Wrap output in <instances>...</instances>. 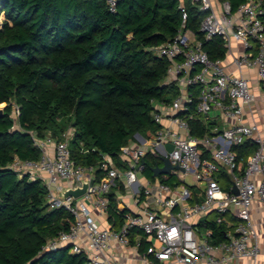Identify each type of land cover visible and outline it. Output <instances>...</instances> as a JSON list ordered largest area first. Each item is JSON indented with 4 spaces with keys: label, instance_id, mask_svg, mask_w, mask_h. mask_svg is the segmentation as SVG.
Instances as JSON below:
<instances>
[{
    "label": "trees",
    "instance_id": "obj_1",
    "mask_svg": "<svg viewBox=\"0 0 264 264\" xmlns=\"http://www.w3.org/2000/svg\"><path fill=\"white\" fill-rule=\"evenodd\" d=\"M219 1L234 12L248 0ZM0 5V264H88L69 246L43 251L48 240L70 231L74 217L65 207L51 208L44 183L20 177L11 164L38 161L35 139L59 141L72 128L73 161L93 167L100 181L105 155L123 167L121 148L135 134L147 139L159 128L151 102L171 103L178 95L175 87L163 85L168 63L153 50L177 35L183 13L210 59H225L224 41L205 39L200 26L209 11L192 0H120L116 12L104 0H0ZM191 126L194 136L206 132L204 124ZM256 150L252 141L234 147L242 167ZM161 165L148 155L143 174L152 179V169ZM161 179L173 184L172 178ZM224 180L227 191L230 177ZM115 189L108 194L113 228L129 212L118 208ZM200 226L213 230L215 244L225 240V227L213 217ZM135 234L142 235L135 231L131 244ZM148 245L142 239L139 251L145 253Z\"/></svg>",
    "mask_w": 264,
    "mask_h": 264
},
{
    "label": "built area",
    "instance_id": "obj_2",
    "mask_svg": "<svg viewBox=\"0 0 264 264\" xmlns=\"http://www.w3.org/2000/svg\"><path fill=\"white\" fill-rule=\"evenodd\" d=\"M104 1L110 12H116L120 0ZM198 1L202 10L209 11L200 26L205 39L221 37L228 56L234 37L243 51L233 56V65L239 71L255 70L264 88L263 1L248 0L234 12L227 2H220L216 9L210 0ZM182 18L177 35L153 50L168 63L163 85L175 87L178 95L171 103L151 102L152 117L159 128L150 138L134 136L121 148L123 167L118 168L105 155L100 165L105 176L96 181L93 167L77 165L71 157L72 128L59 141L51 136L35 139L41 152L38 161L15 159L11 164L10 169L20 177L27 175L44 183L51 208L65 207L74 217L70 231L48 240L43 251L69 246L73 254H84L88 264H114L106 255L112 243L129 247L134 232L140 231L149 243L143 254L147 264H154L149 257L175 264H198L202 260L206 264H239L242 259L254 262L259 256L252 207L255 201L264 205V133L244 120L255 96L247 78L228 73L226 57L210 59L202 42L187 29L186 12ZM3 21L0 5V27ZM195 99L196 111L189 113ZM192 121L205 125L203 136L192 135ZM246 141L254 142L257 150L242 167L234 147ZM148 155L162 165L163 159H168L178 169L147 178L143 171ZM226 173L231 181L227 191L221 184ZM161 177L172 178L173 184ZM92 180L94 184L78 200H60L57 196L64 188L75 189ZM115 187H124L135 201V209L129 210L117 228L108 220V194ZM229 214L236 217L233 226L226 220ZM211 216L217 225L225 227V240L218 244L214 243L213 230L200 226ZM226 226L233 231L226 233ZM139 246L140 242L136 248Z\"/></svg>",
    "mask_w": 264,
    "mask_h": 264
},
{
    "label": "crops",
    "instance_id": "obj_3",
    "mask_svg": "<svg viewBox=\"0 0 264 264\" xmlns=\"http://www.w3.org/2000/svg\"><path fill=\"white\" fill-rule=\"evenodd\" d=\"M183 1V0H181ZM193 2H199L198 0H192ZM214 8H218L219 0H210ZM232 53L226 56L224 64L228 73L232 76H243L250 81L253 94L255 96V101L251 109L245 110L244 120L247 124H256L261 133H264V88L261 81L258 78V75L255 70L252 69H243L242 71L237 70L233 65V56L239 55L242 53V46L234 37L231 39ZM227 175V173H226ZM145 176V175H143ZM228 176V175H227ZM146 177V176H145ZM225 178H222L221 184L225 182ZM116 193L118 208L122 210L123 207H126L128 210L135 209V201L132 197V194L125 190L124 187H118L114 190ZM213 217V216H211ZM226 220L231 226L235 225L236 217L232 214L226 216ZM105 222V221H104ZM101 222V225L104 224ZM252 222L258 233V241L260 245V254L257 257L256 261H249L242 259L239 261V264H264V205L259 201H255L252 207ZM228 227L227 232L233 231V227ZM226 232V233H227ZM145 240L141 235H134L135 244H131L129 247L119 246L117 243H112L110 249L107 251V256L109 260L114 264H147L144 259V253L139 251V248H136V245ZM146 241V240H145ZM219 254H215L216 258H219ZM149 260L154 264H175L174 262H159L152 257H149ZM198 264H206L205 260L200 261Z\"/></svg>",
    "mask_w": 264,
    "mask_h": 264
},
{
    "label": "water",
    "instance_id": "obj_4",
    "mask_svg": "<svg viewBox=\"0 0 264 264\" xmlns=\"http://www.w3.org/2000/svg\"><path fill=\"white\" fill-rule=\"evenodd\" d=\"M0 115H2V109H0ZM136 137H141L140 134H135ZM173 169H178V167H172L168 159H163L162 167H156L152 169L153 177H160L162 175H169ZM94 181L82 183L81 187H77L75 189L72 188H64L60 192L57 193V196L60 200H67L72 198L74 200H78L82 198L88 191L89 186H92ZM234 193L238 194L236 188H234Z\"/></svg>",
    "mask_w": 264,
    "mask_h": 264
},
{
    "label": "rangeland",
    "instance_id": "obj_5",
    "mask_svg": "<svg viewBox=\"0 0 264 264\" xmlns=\"http://www.w3.org/2000/svg\"><path fill=\"white\" fill-rule=\"evenodd\" d=\"M1 17H3V15H2ZM173 100H174V99H173ZM173 100H172V101H173ZM172 101H171V102H172ZM0 109H2V106L0 107ZM167 149H168L169 151H171L172 148H171V146H168ZM156 159H157V158H156ZM159 161H160V160H159ZM188 180L190 181V179H188Z\"/></svg>",
    "mask_w": 264,
    "mask_h": 264
}]
</instances>
